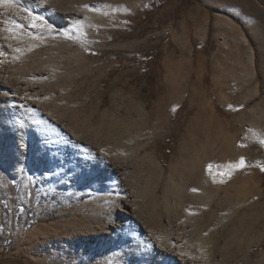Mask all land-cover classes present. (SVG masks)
<instances>
[{
    "label": "rangeland",
    "instance_id": "374dc122",
    "mask_svg": "<svg viewBox=\"0 0 264 264\" xmlns=\"http://www.w3.org/2000/svg\"><path fill=\"white\" fill-rule=\"evenodd\" d=\"M40 4L51 29L11 34L0 77L33 86L27 102L69 144L51 161L13 137L19 153L0 154V264H141L104 246L130 192L197 259L264 264V0ZM65 8L75 23L49 13ZM73 140L121 164L111 183Z\"/></svg>",
    "mask_w": 264,
    "mask_h": 264
},
{
    "label": "bare ground",
    "instance_id": "6f19581e",
    "mask_svg": "<svg viewBox=\"0 0 264 264\" xmlns=\"http://www.w3.org/2000/svg\"><path fill=\"white\" fill-rule=\"evenodd\" d=\"M21 6L24 9H29V10L32 9L31 11L34 10L37 13H40L42 5L40 4V0L39 1L14 0L12 4L0 5V62H2L5 58H7L6 56L8 52L13 54L12 51L16 50L15 48L13 50L14 44L13 46L11 45L13 39L11 40L10 35L14 34L13 36L14 38L16 37L15 35L20 36L19 35L20 33L22 34L21 35L22 37L23 34L27 33L29 30V29L27 30L28 28L27 24L29 22L26 23V21H28L29 19L26 18V13L22 12L24 9L22 8L23 9L22 10ZM56 11L57 10L51 13L50 10L49 13L51 14V16L52 15L55 16L54 18H56L57 22H65V24L75 23L76 21L75 19L77 18L78 13L75 12L74 10L72 9L69 10L65 8L60 10L61 12L60 11L56 12ZM34 28L36 29V27ZM7 36L9 40L7 39ZM250 57H251L250 60L251 59L253 60V57L252 56ZM5 79L6 78L3 79V77H0V154L1 156L7 162L9 161L11 162L14 159L17 153H19V150L17 146H15L14 143L15 139L13 137H18L19 139H23L27 143L30 149H32L34 146L39 148L40 150L39 157L41 158L47 157L52 161V158L56 154V152L59 151L60 149L65 148L69 144L67 138L65 137V134H63L56 126H54L51 122H49L47 118L44 117L38 111L39 109L37 107H32L31 106L32 101L27 102L26 96H28V93H26L25 90H29V89L31 90L33 86L31 88H28L29 86H27L26 88L23 87L20 88V86H16L13 88L12 87L13 84L12 83L9 84L7 82L8 80L6 81ZM14 89L18 91L20 90V93L22 95H18L17 93L16 94L12 93ZM29 94H32V92ZM13 101L17 103L15 104L13 103ZM33 108H35L36 110H33ZM19 125L25 126L22 132L17 131ZM6 135L9 136L7 137ZM75 153L76 155L78 154V156L85 155L84 157H87L88 154L91 157V158L89 156L87 157L90 158V163H91V169H88V173L92 175L93 173L99 171L102 175L107 176L108 181L110 183L115 178L110 175L111 171L114 170L116 172L117 170L122 168L121 164L118 162H111V160L110 161L108 160L109 161L108 162V161H104L101 158L96 157L97 155L95 154L94 149L92 148L90 149V147L86 146L85 144H82L77 140H73V155ZM123 189L124 192H126L128 187H124ZM192 194H194V191ZM122 199L123 200L119 202V206L115 211V219L117 220L118 223L116 226H113L114 227L112 230L113 233H111L113 237L111 239H107V241L105 242L106 244H104V246L106 245L105 247L111 246L114 248V247H119L121 245L122 246L126 245L129 248H131L132 254L130 252V255H132V259L135 261L140 260L143 264H217L216 262H214V260L212 261H208V260L206 261L202 259L199 260L196 257L192 256V251L190 250L191 247L184 245L183 239L181 240L182 236L180 237L176 233H174V235L172 234L171 236L167 233L166 235L163 234L164 236L162 237L160 234L156 236L157 233L156 234L153 233V229L150 228V226L146 222L145 217L139 212L140 210L139 204L134 198V195L131 194L130 192L129 196L125 195V197L124 198L122 197ZM169 219H170L169 221H172L171 218ZM168 223L171 224V222ZM97 230L99 231L101 230V228ZM187 247L190 248L188 249ZM209 260L211 259L209 258Z\"/></svg>",
    "mask_w": 264,
    "mask_h": 264
},
{
    "label": "snow or ice",
    "instance_id": "6c2138e0",
    "mask_svg": "<svg viewBox=\"0 0 264 264\" xmlns=\"http://www.w3.org/2000/svg\"><path fill=\"white\" fill-rule=\"evenodd\" d=\"M14 0H0V5H5V4H12ZM24 12L26 13V18L30 19L32 21V26L33 27H44L47 26L49 29H51V25L47 23V20H45L44 17L39 16L37 14H34L32 11L29 9H24ZM261 143H264V139H261ZM238 167H243L244 166V159L241 158ZM264 167V166H262ZM230 175V173H229ZM195 191V189H193Z\"/></svg>",
    "mask_w": 264,
    "mask_h": 264
}]
</instances>
